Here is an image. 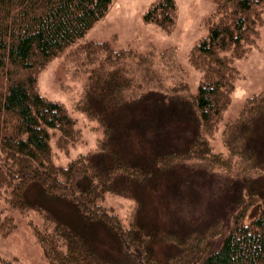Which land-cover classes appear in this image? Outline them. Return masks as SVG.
Masks as SVG:
<instances>
[{"label":"trees","instance_id":"obj_1","mask_svg":"<svg viewBox=\"0 0 264 264\" xmlns=\"http://www.w3.org/2000/svg\"><path fill=\"white\" fill-rule=\"evenodd\" d=\"M113 1L0 0V216L37 214L32 231L48 264H264V91L226 121L225 150L212 145L230 103L233 59L253 45L264 0H214L217 20L189 54L202 72L190 97L181 96L183 76L165 70L169 88L149 77L154 54L141 57L85 39ZM176 16L175 0H155L143 20L167 31ZM60 56L70 73L87 74L72 110L102 131L92 151L66 166L53 163L50 134L56 130V148L67 151L78 137L76 119L41 94L37 82L39 71ZM157 58L168 69L177 54ZM169 119L190 126L189 135L175 144L145 139L144 130L155 136ZM189 161L226 172L235 162L233 209L226 225L216 218L203 228L166 233L146 206L163 179H173ZM105 193L133 200L129 222L100 204ZM3 219L0 234L7 236L13 215Z\"/></svg>","mask_w":264,"mask_h":264},{"label":"rangeland","instance_id":"obj_2","mask_svg":"<svg viewBox=\"0 0 264 264\" xmlns=\"http://www.w3.org/2000/svg\"><path fill=\"white\" fill-rule=\"evenodd\" d=\"M154 1L114 0L107 15L89 29L85 39L90 42L107 41L115 51L130 48L141 57L148 53L153 57L155 55V58L148 59L149 69L154 72L149 77L153 76L152 80L155 82L160 79L164 82L161 85L169 88L171 85L168 84L165 70L172 78L183 76L186 86L185 93L181 92V96L190 97L197 91L202 72L190 64L189 54L217 20L216 5L214 0H175V23L165 31L154 23L143 20L144 13ZM259 10L253 45L241 58L233 59L237 74L233 81L230 103L214 128L212 145L216 151L225 150L222 134L226 121L237 117L250 97L264 91V4L260 5ZM172 50L177 54V61L166 62L168 69H165L161 67L157 57ZM62 58L60 56L49 61L39 71L37 82L41 94L63 103L76 119L78 137L67 151L56 148V134H52V131H57L51 130L50 134L52 161L56 165L66 166L78 154L92 151L96 141L102 136V131L97 128L95 121L72 110V104L83 96L87 74L86 71L79 72L78 75L70 73ZM146 68L142 67V71ZM142 75L143 79L147 78L144 72ZM190 130V126L180 120L169 119L163 122L160 132L155 133V136L147 130L143 134L145 139L157 145L165 140L175 144L178 138L188 136ZM229 166L226 172L222 168L210 171L206 169V165L195 161L179 165L175 177L171 180L163 179L161 185L153 190L154 194H151L150 199L147 198L148 213L156 215L159 222L166 226V233L203 228L216 218H221L226 225L233 209V197L238 191L239 180L235 162H231ZM100 204L113 210L123 223L129 222L136 209L131 198L111 193H105ZM6 213L13 215L12 223L15 225L7 236L0 234V264H48L32 231L35 225H39L40 217L34 213L21 216L13 210H7L3 215ZM3 215L0 216L1 221L4 220ZM218 241L219 237L213 243L217 244Z\"/></svg>","mask_w":264,"mask_h":264}]
</instances>
